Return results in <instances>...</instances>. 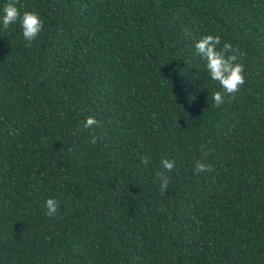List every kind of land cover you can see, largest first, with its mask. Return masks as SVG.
Segmentation results:
<instances>
[{
  "label": "trees",
  "instance_id": "obj_1",
  "mask_svg": "<svg viewBox=\"0 0 264 264\" xmlns=\"http://www.w3.org/2000/svg\"><path fill=\"white\" fill-rule=\"evenodd\" d=\"M18 7L44 25L0 29V264H264V0ZM208 33L243 53L219 107Z\"/></svg>",
  "mask_w": 264,
  "mask_h": 264
},
{
  "label": "clouds",
  "instance_id": "obj_2",
  "mask_svg": "<svg viewBox=\"0 0 264 264\" xmlns=\"http://www.w3.org/2000/svg\"><path fill=\"white\" fill-rule=\"evenodd\" d=\"M22 7V6H21ZM18 7V0H3L0 6V29H9L17 25L21 30L24 41L31 46L42 32L44 20L40 13L35 9L21 10ZM195 54L203 62V68L211 81L218 82L220 89L212 93L213 106L219 107L225 102V97L231 98L244 83V64L241 62L243 53L231 42L224 41L218 34L208 33L200 36L194 42ZM98 126L95 116H88L83 124L84 128ZM145 166L149 163V157H142ZM161 170L156 173L159 180L160 191L167 189L169 177L166 171H171L175 165L174 160L162 158L160 161ZM197 171L210 170V165L198 162ZM59 200L48 197L44 201L46 215L49 217L56 214L59 207Z\"/></svg>",
  "mask_w": 264,
  "mask_h": 264
}]
</instances>
